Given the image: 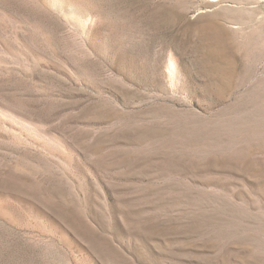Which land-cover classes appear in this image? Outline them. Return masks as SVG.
Masks as SVG:
<instances>
[{
    "label": "rangeland",
    "instance_id": "374dc122",
    "mask_svg": "<svg viewBox=\"0 0 264 264\" xmlns=\"http://www.w3.org/2000/svg\"><path fill=\"white\" fill-rule=\"evenodd\" d=\"M73 3L0 0V264H264V0Z\"/></svg>",
    "mask_w": 264,
    "mask_h": 264
},
{
    "label": "bare ground",
    "instance_id": "6f19581e",
    "mask_svg": "<svg viewBox=\"0 0 264 264\" xmlns=\"http://www.w3.org/2000/svg\"><path fill=\"white\" fill-rule=\"evenodd\" d=\"M44 2L48 5V6H50V7H56V8H58V9H64L65 7H67V6H73L74 5V3H73V0H44ZM62 13H64V12H62ZM65 14V13H64ZM69 18V17H68ZM0 110L1 111H3L6 115H8L9 113H8V111H6V110H4V109H2V108H0ZM8 113V114H7ZM2 114V113H1ZM6 115L4 116L5 117V120H6ZM14 115V114H13ZM13 115H12V117H13ZM1 116V115H0ZM11 117V118H12ZM22 118V117H21ZM2 118H0V120H1ZM15 119V118H14ZM17 119V118H16ZM15 119V120H16ZM19 119V118H18ZM4 120V119H3ZM20 120V119H19ZM25 120H27V119H23V121H25ZM7 121V123H8V120H6ZM5 121V122H6ZM28 121V120H27ZM20 122V121H19ZM25 123H27L26 121H25ZM30 123V122H29ZM11 124H14V122L13 123H11ZM17 124V123H16ZM20 124H22V123H20ZM20 124H18V125H20ZM23 125V124H22ZM26 125V124H25ZM29 125V124H28ZM32 125V124H31ZM34 125V124H33ZM15 126V125H14ZM30 126V125H29ZM36 125H34V127H35ZM26 127H28V126H26ZM37 127V126H36ZM21 129H23V128H21ZM30 129V128H29ZM28 129V130H29ZM24 130V129H23ZM25 130H26V128H25ZM35 130H37V129H35ZM39 131V130H38ZM40 132V131H39ZM29 133H32L33 134V132H29ZM34 133H36V132H34ZM42 133V132H41ZM40 133V134H41ZM36 134H38V133H36ZM36 134H34V137H35V135ZM39 135V134H38ZM37 135V136H38ZM43 136V135H42ZM39 137V136H38ZM41 139V138H40ZM39 139V140H40ZM48 139V138H47ZM46 144V143H45Z\"/></svg>",
    "mask_w": 264,
    "mask_h": 264
}]
</instances>
